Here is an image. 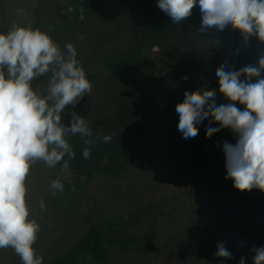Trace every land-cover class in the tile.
I'll return each mask as SVG.
<instances>
[{"label": "crops", "instance_id": "crops-1", "mask_svg": "<svg viewBox=\"0 0 264 264\" xmlns=\"http://www.w3.org/2000/svg\"><path fill=\"white\" fill-rule=\"evenodd\" d=\"M157 3L0 0V33L18 20L22 26L31 24L44 31L53 26L51 35L65 32L64 42L77 49V59L93 86L75 109L68 106L62 114L66 125L72 111L87 119L92 129L91 158H83L85 145L77 135L69 138L75 151L69 169L62 172L59 165L49 168L42 161L33 164L26 180L29 218L40 225L43 219L53 222V208L59 201L96 193L103 186L113 192L125 191L124 184L144 186L135 208L146 207L145 224L161 225L160 230L141 237L129 231L102 233L99 246L112 256L103 264H121L125 259L140 264H239L241 257L246 258L245 264H253L251 249L264 246V192H241L225 179L222 145L224 141L235 144L236 135L225 128L207 138L205 119L197 125L196 137L184 139L175 109L185 91L215 90L218 106L229 103L219 92L217 68L227 64L226 71H238L249 64L258 66L264 43L255 36L245 42L231 25L223 31L212 28L200 33L198 5L187 20L173 24ZM17 9L25 16L18 18ZM81 35L83 40L78 39ZM154 46L158 50L153 51ZM49 77L35 79L34 90H42ZM236 106L244 110L238 102ZM212 127L219 125L214 122ZM113 132L111 143L104 144L102 136ZM57 176L64 191L54 195L49 185ZM41 199L45 212L39 209ZM81 236L45 255L43 264H84L83 250L72 248L71 243ZM41 239L42 230L37 241ZM45 239H53V228ZM128 239L145 240V249H138L137 242L127 249L131 244L123 241ZM218 242H225L232 259L214 255ZM60 252L61 259L53 262ZM0 264L22 262L13 249L6 248L0 249Z\"/></svg>", "mask_w": 264, "mask_h": 264}, {"label": "clouds", "instance_id": "clouds-1", "mask_svg": "<svg viewBox=\"0 0 264 264\" xmlns=\"http://www.w3.org/2000/svg\"><path fill=\"white\" fill-rule=\"evenodd\" d=\"M198 5L202 15L200 33L216 28L223 31L231 25L245 42L255 36L264 43V0H158L157 6L173 24H180L192 15ZM73 11L72 7L68 8ZM25 13L17 9V17ZM47 31L31 24L12 23L6 33H0V249L12 248L22 264H43V257L33 247L41 225L31 213L27 201L26 180L31 167L42 161L49 168L70 167L75 151L70 137L79 135L85 147L82 156L91 158L92 129L86 118L71 112L69 124L62 122L68 106H75L92 91L77 49L65 43L63 50ZM83 35L78 39L83 40ZM158 50L154 46L153 51ZM216 70L219 92L229 101L216 103L215 90L185 91L184 100L176 105L178 131L184 139L198 135L197 125L208 119L206 137L222 129H230L236 143L223 142L225 179H231L241 192L258 189L264 192V55L258 66L247 65L238 71ZM46 86L33 88V81L49 75ZM241 76H245L241 80ZM255 78V82L253 81ZM187 79V77H184ZM237 102L244 110L237 107ZM210 118V119H209ZM219 127H212L213 123ZM115 133L104 134L102 142L111 143ZM67 157V158H66ZM55 195L64 191L60 176L49 185ZM41 212L45 201H39ZM215 256L232 259L225 242H218ZM253 264H264V246L252 248ZM241 257L239 264H245Z\"/></svg>", "mask_w": 264, "mask_h": 264}, {"label": "rangeland", "instance_id": "rangeland-1", "mask_svg": "<svg viewBox=\"0 0 264 264\" xmlns=\"http://www.w3.org/2000/svg\"><path fill=\"white\" fill-rule=\"evenodd\" d=\"M49 34L51 35V32ZM51 36L63 50L65 32L56 31ZM123 187H125V191L113 192L111 187L103 186L96 193L88 191L84 195L75 194L72 199L68 197V199L59 201L58 206L53 208V222L43 219L41 223L42 239L40 242L36 241L33 246L37 254L45 257L81 233L80 239L71 242L72 248L79 247L83 250L84 264H103L104 259H110L112 256L105 255L107 252L104 253L99 246L98 237L102 233L129 231L141 237L150 233L151 230H160L161 225L151 227L152 225L145 224L146 207L135 208L142 200L140 196L144 192V186L139 188L130 185L128 187L124 184ZM136 219H138V223H134ZM52 228L53 239L46 240L45 235ZM123 242L131 244L127 249L131 248L134 242L138 243V249H145L146 242L143 239L137 241L128 239ZM9 249L12 251V248ZM62 256L61 252L53 256V262L61 259ZM19 260L21 261L20 257ZM126 260L129 259L123 260L121 264H140L139 261L126 262Z\"/></svg>", "mask_w": 264, "mask_h": 264}]
</instances>
